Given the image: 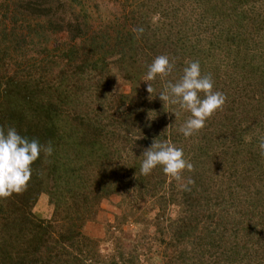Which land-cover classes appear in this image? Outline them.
<instances>
[{
    "label": "trees",
    "instance_id": "1",
    "mask_svg": "<svg viewBox=\"0 0 264 264\" xmlns=\"http://www.w3.org/2000/svg\"><path fill=\"white\" fill-rule=\"evenodd\" d=\"M133 1L97 26L87 0H0V126L54 149L0 199V264H264V0ZM161 55L175 69L148 82L151 98L144 77ZM194 61L227 102L185 138L191 114L158 96ZM155 140L193 164L180 182L141 174ZM43 196L50 219L34 211ZM116 196L126 211L107 237L87 235Z\"/></svg>",
    "mask_w": 264,
    "mask_h": 264
},
{
    "label": "clouds",
    "instance_id": "2",
    "mask_svg": "<svg viewBox=\"0 0 264 264\" xmlns=\"http://www.w3.org/2000/svg\"><path fill=\"white\" fill-rule=\"evenodd\" d=\"M135 31L142 34L143 28ZM174 69L175 63L166 55L158 56L148 66L144 80L148 84L147 91L151 98L155 89L148 82L155 81L157 77L164 79ZM214 87L211 75L202 74L200 63L194 61L183 69L179 82H169L159 94L164 106L179 105L181 110L191 114L180 128L185 138H190L204 129L206 121L226 104L227 97L222 92L214 91ZM173 114L176 119L179 117V112ZM157 140L143 153L141 174L147 176L157 167H161L166 175L180 182L186 170H193V164L185 158L182 148ZM259 148L264 151V139H261ZM42 152L45 156H52L54 149L50 143L43 147L38 140H30L21 135L13 126H0V199L10 198L13 194H20L27 189L33 175L32 166L40 159ZM188 183L194 182L189 180Z\"/></svg>",
    "mask_w": 264,
    "mask_h": 264
},
{
    "label": "rangeland",
    "instance_id": "3",
    "mask_svg": "<svg viewBox=\"0 0 264 264\" xmlns=\"http://www.w3.org/2000/svg\"><path fill=\"white\" fill-rule=\"evenodd\" d=\"M89 4L91 5L90 10L94 13V17L96 18L95 24L97 26L103 25H115L119 22L120 19H122L124 14L129 13L133 9H136L138 6V3H136L133 0H130L132 3V6H130V3L127 4V6H124L126 0H87ZM154 17V16H153ZM157 18L154 17L155 20ZM26 33V31H25ZM54 51V47H51L50 52ZM130 83L125 81L122 83V89L129 93L130 92ZM122 204L121 198L116 196L112 199L111 202H105L102 205V209L100 213L98 214V220L95 223H89L86 227L85 233L91 237L102 239L107 237L108 232V225H114L117 223L116 217L119 215H123L126 211V208H118V204ZM35 213L37 216H39L42 219H50L53 208L49 206V201L47 196L41 197L39 200L38 205L35 208ZM171 216L173 218L177 217L176 210L171 211ZM137 225L129 224L125 226V233L126 235L123 236L124 241L133 242L135 243L137 241V231H138ZM112 231H115V228L112 229ZM126 241V242H127ZM113 245L114 243H104L102 244L101 249L103 250L104 255H110V253L113 252Z\"/></svg>",
    "mask_w": 264,
    "mask_h": 264
}]
</instances>
